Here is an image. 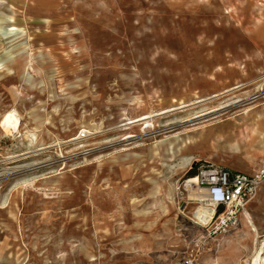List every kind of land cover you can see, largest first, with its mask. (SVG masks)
<instances>
[{
	"label": "rangeland",
	"instance_id": "rangeland-1",
	"mask_svg": "<svg viewBox=\"0 0 264 264\" xmlns=\"http://www.w3.org/2000/svg\"><path fill=\"white\" fill-rule=\"evenodd\" d=\"M263 96L264 0H0V249L10 264H264V183L250 220L206 226L186 185L258 170Z\"/></svg>",
	"mask_w": 264,
	"mask_h": 264
},
{
	"label": "built area",
	"instance_id": "built-area-1",
	"mask_svg": "<svg viewBox=\"0 0 264 264\" xmlns=\"http://www.w3.org/2000/svg\"><path fill=\"white\" fill-rule=\"evenodd\" d=\"M81 136L84 137L85 133L82 132ZM195 178L198 182L194 187L204 195L200 203L212 209L210 220L223 216V221L226 222L245 213L248 204L258 195L264 183V160L255 173L204 169L200 170ZM199 225L206 226L202 223Z\"/></svg>",
	"mask_w": 264,
	"mask_h": 264
},
{
	"label": "bare ground",
	"instance_id": "bare-ground-1",
	"mask_svg": "<svg viewBox=\"0 0 264 264\" xmlns=\"http://www.w3.org/2000/svg\"><path fill=\"white\" fill-rule=\"evenodd\" d=\"M35 6L44 7V5L41 2H39V1H36ZM94 9H96V7H93V10ZM52 14L56 15V14H60V13H54L53 12ZM61 14H63V13H61ZM50 29H54L52 24H51ZM234 88H236V87H232L230 89L214 93L210 98L205 99V100L213 99V98H216V97H221V96L224 95V93L229 92V90L234 89ZM191 90L192 89L189 88L188 91L190 92ZM262 98H264V96ZM205 100L202 99V98H199L198 100H196L194 102L181 104L179 107L172 106V107H170L169 109L165 110L162 113H167V112H170V111H173V110H177L179 108L190 107L192 105H195V104L200 103V102L205 101ZM174 101H178V100L173 99V102ZM257 107H258L257 105H252L249 108H247L245 110L246 115H247L246 118L250 119L256 113ZM215 110H212V111H215ZM212 111H209L208 113H210ZM157 114H161V112L160 113H156V115ZM202 116H203V114H202ZM148 118H150L149 115H144V116L139 117L137 119L131 120V123L135 122V121H141V120L143 121V120H146ZM230 121H232V120H230ZM256 122H257V125H258V131L259 132L264 131V115H261V117ZM233 124H235L234 121H233ZM2 126L5 128V130L7 132L17 131L18 128H19V119L15 115V113L10 112V113L6 114V116L4 117V119L2 121ZM197 182H198V179L193 177V178H191V179H189L187 181L186 185L188 187V190H189V193H190V197L193 198V199H197L198 200L197 202L199 203L200 201H202L204 199V195L201 194V192H199L200 190L198 188L194 187ZM244 214H245L246 218L250 220V214L247 211H245ZM211 218H212V209L210 207H206L205 205H202V204L196 206L194 208L193 212H192V220L194 222H196L197 224H201L202 223V225H208L211 222V220H210ZM0 243L10 244L12 242H11V240H8L7 238L0 237ZM5 250H6V248H5ZM5 252L0 249V264H10V263H12L13 260H14V257L10 258V254L7 255V254H5ZM260 260H261V255H260V253H258L257 256L254 259V264H259Z\"/></svg>",
	"mask_w": 264,
	"mask_h": 264
},
{
	"label": "trees",
	"instance_id": "trees-1",
	"mask_svg": "<svg viewBox=\"0 0 264 264\" xmlns=\"http://www.w3.org/2000/svg\"><path fill=\"white\" fill-rule=\"evenodd\" d=\"M196 172H197V168H195V169H191L190 172H189V174L193 175V174H195Z\"/></svg>",
	"mask_w": 264,
	"mask_h": 264
},
{
	"label": "water",
	"instance_id": "water-1",
	"mask_svg": "<svg viewBox=\"0 0 264 264\" xmlns=\"http://www.w3.org/2000/svg\"><path fill=\"white\" fill-rule=\"evenodd\" d=\"M194 167V165H192V168Z\"/></svg>",
	"mask_w": 264,
	"mask_h": 264
}]
</instances>
